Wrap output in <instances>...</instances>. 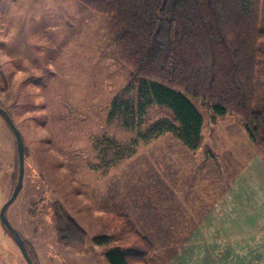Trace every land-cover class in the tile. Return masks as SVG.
<instances>
[{
	"label": "rangeland",
	"instance_id": "rangeland-1",
	"mask_svg": "<svg viewBox=\"0 0 264 264\" xmlns=\"http://www.w3.org/2000/svg\"><path fill=\"white\" fill-rule=\"evenodd\" d=\"M258 68L254 109L262 106ZM131 83L107 15L78 0H0V103L26 152L23 186L6 214L35 251L34 260L107 264L105 251L135 236L127 217L154 245L149 264H233L223 254L224 236L237 231L228 204L240 201L228 191L241 180L250 218L258 223L244 243L249 249L258 237V264H264V197L254 189L264 193V152L241 120L215 116L193 99L204 116L196 150L170 133L145 141L137 129L109 118L113 99L129 97ZM164 111L148 108L142 131ZM16 153L14 134L0 115V210L18 177ZM61 211L86 231L82 244L60 240ZM103 235L111 237L108 243L94 242ZM246 258L234 264H253L256 256ZM0 264H27L1 221Z\"/></svg>",
	"mask_w": 264,
	"mask_h": 264
},
{
	"label": "trees",
	"instance_id": "trees-1",
	"mask_svg": "<svg viewBox=\"0 0 264 264\" xmlns=\"http://www.w3.org/2000/svg\"><path fill=\"white\" fill-rule=\"evenodd\" d=\"M78 1L108 16L118 58L130 69L129 97L113 99L109 118L119 119L131 131L137 129L138 137L145 141L170 133L196 150L202 140L204 116L193 99L200 100L215 116L238 117L249 138L264 152L262 0ZM260 64L262 106L254 109ZM152 106L165 111L142 131ZM16 159L18 168L17 153ZM124 218L135 236L126 246L107 249L106 263L149 264L153 243ZM58 221L64 244L83 243L87 233L70 215L61 211ZM110 238L103 235L93 240L106 244ZM24 240L37 264L35 251Z\"/></svg>",
	"mask_w": 264,
	"mask_h": 264
},
{
	"label": "crops",
	"instance_id": "crops-1",
	"mask_svg": "<svg viewBox=\"0 0 264 264\" xmlns=\"http://www.w3.org/2000/svg\"><path fill=\"white\" fill-rule=\"evenodd\" d=\"M264 172V171H263ZM264 177V175H263ZM232 184L229 187V197H232L233 194H236L238 196V200L240 201V205H231L228 204V212L230 213V221L229 224L230 226H232L231 224H233L235 226V229H237V231L235 232V235L231 236L230 234H226L224 236L225 239V256L226 257H231L232 258V262L233 264L236 262H244L246 255H253L256 256V259L254 260L253 264H258V257L259 255H261L263 253V251L259 248L258 245V237L255 236V241L256 242L255 245H252L251 247L248 248V246H246V244L244 243V241L248 242V233L250 232V230L252 229H256V226L258 227V223L254 222V219L250 218V211L248 210V206L247 203L249 202L247 200V186L245 184ZM255 189V194L258 198H263L264 197V193L260 192V188H257L256 191V186H254ZM234 198L236 196H233ZM237 210V212H236ZM234 211V212H233ZM258 213V211H256ZM223 213V211H222ZM252 225H254L255 227L252 228ZM258 236V235H257ZM12 238V237H11ZM27 240V239H26ZM236 240L235 242L237 243L236 245H233L232 243L230 244L229 242H232ZM232 246H235V250ZM247 249V250H246ZM220 254H222L220 252ZM235 259V260H233ZM247 260V258H246Z\"/></svg>",
	"mask_w": 264,
	"mask_h": 264
},
{
	"label": "water",
	"instance_id": "water-1",
	"mask_svg": "<svg viewBox=\"0 0 264 264\" xmlns=\"http://www.w3.org/2000/svg\"><path fill=\"white\" fill-rule=\"evenodd\" d=\"M0 115L5 120L9 128L14 134L15 142H16V151H17V157H18V178L17 182L14 186V189L12 191V194L10 198L2 205L0 210V221L5 226V228L10 233L12 239L18 246L19 250L21 251L25 261L27 264H35L32 257L30 256L28 249L26 247V243L20 232L10 223L7 214L6 209L9 205H11L15 199L17 198L20 190L23 186V178L25 174V143L24 138L19 130V128L16 126L15 122L13 121L12 117L10 116L9 112L3 108L0 105Z\"/></svg>",
	"mask_w": 264,
	"mask_h": 264
}]
</instances>
